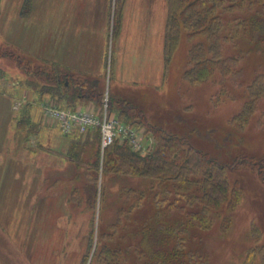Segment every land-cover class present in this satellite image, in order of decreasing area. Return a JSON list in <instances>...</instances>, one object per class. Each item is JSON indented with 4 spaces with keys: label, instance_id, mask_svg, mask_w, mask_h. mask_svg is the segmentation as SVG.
Listing matches in <instances>:
<instances>
[{
    "label": "rangeland",
    "instance_id": "obj_1",
    "mask_svg": "<svg viewBox=\"0 0 264 264\" xmlns=\"http://www.w3.org/2000/svg\"><path fill=\"white\" fill-rule=\"evenodd\" d=\"M159 3L160 0H151V5L159 6ZM259 3H264V0ZM261 8L262 6L257 5L248 11L245 6L223 14L227 21L224 20L226 23L223 34L229 35L228 40L224 41L223 57L239 59L230 74L224 75L218 69L208 81L190 83L184 78L189 67L190 50L196 44L208 45L207 36L198 35L188 39L183 34L178 50L164 69L156 39L150 33V58L143 68H133L127 58L128 64L118 76L120 58L117 49H114V61L103 74L104 98L108 95L111 99L120 93L145 113L147 124L187 138L194 148L208 153L220 162L231 163L242 156L255 160L264 159V99L259 100L257 111L244 129L240 130L232 124L234 117L242 112L250 99L248 86L258 75L264 73V43L258 42V30L251 29L253 38H246L242 31L236 33L238 22L234 20L244 21L254 12H261ZM12 54V58L8 56L4 62H0V67L5 71L4 80L8 81L9 87L21 84L38 93L49 87L46 82L47 73L52 72V67L48 66L47 69L43 61H36L29 53L17 51ZM20 56L25 58L23 65L28 67L27 70L18 65L16 59ZM44 73L47 75H43ZM7 88L8 92L11 91L12 111L18 113L20 109L40 108L38 101L43 99L38 94L36 103L32 100L27 103L29 100L25 98L15 100L18 98L17 88ZM43 102L45 100L41 103ZM54 102L50 99L45 104H55ZM19 104L21 107L16 110V105ZM25 119L28 116L16 120L23 136L34 133ZM139 121L131 126L146 137L154 139L153 134L148 133L147 128L144 124H139ZM49 130L48 135L44 133L40 137V143L37 142L33 148L38 154L35 165L30 163L25 166V161L33 160L32 154L29 156L27 152L28 145L31 144L20 140L21 158L10 166L14 171L13 176L16 172L22 176L26 174L24 179H28L27 184L30 182L28 171L31 175L36 172L37 192L40 191L43 198H40L33 212V216L38 218L36 226L31 229L22 226L28 220L25 201L17 202L15 197L12 204L6 203V206L13 205L20 210V218L17 211L9 210L6 214L10 213L15 223L19 226L21 224L22 237L19 240L7 237L0 228V264H100L94 257L100 229L106 227L105 229L110 230L111 223L116 218L124 184L137 188L145 186L146 181L125 178L122 179L123 183H109L106 186L108 181H103L105 152L99 148L97 134L64 137L55 127ZM46 143L50 146L42 147ZM67 150L69 155L65 154ZM78 157L80 161L76 160ZM97 160L100 162L98 172L93 167ZM88 175L99 178L96 202L93 201L95 198L92 199L96 187L90 182ZM228 179L231 184L238 181L243 188L241 200L235 209L224 210L221 214L222 217L231 219L230 228L222 231L220 221L214 220L209 229L193 231L195 238L188 241L189 249L193 247L194 254L202 257L199 264H264V176L259 174L258 168L243 166L229 172ZM14 183L19 185L20 181ZM103 183L107 188V196L104 198L101 196ZM28 191L33 190L31 188ZM9 200H12V196H9ZM3 214L4 212H0L1 219ZM138 216L140 213L135 218L139 219ZM20 219L25 220L21 223ZM133 222L131 226H137L136 219ZM24 236L29 238V244ZM91 238H94L92 247ZM135 239L140 241V237ZM137 246V242L134 243L133 249ZM129 252L130 249L121 264L146 263L145 259H138L136 254L128 256Z\"/></svg>",
    "mask_w": 264,
    "mask_h": 264
},
{
    "label": "trees",
    "instance_id": "obj_2",
    "mask_svg": "<svg viewBox=\"0 0 264 264\" xmlns=\"http://www.w3.org/2000/svg\"><path fill=\"white\" fill-rule=\"evenodd\" d=\"M31 1L26 0L25 12ZM259 2L260 0H167L166 63L171 61L178 50L183 34L188 39L205 35L208 45L196 44L192 47L184 78L192 84H200L212 78L218 69L224 75L230 74L239 59L223 57L224 41L229 38L228 34H223L224 24L227 22L223 14L245 6L248 11L257 5L262 6L261 12H254L244 21L234 22H238L236 33L242 31L246 38L252 39L251 29H256L260 36L258 42L264 43V3ZM125 3L126 0H115L114 35L119 34ZM8 56L12 58L13 54L0 53V58ZM21 56L16 60L19 66L24 67L25 58ZM26 68L28 67L25 66L24 69ZM51 69L52 72H48V75L43 74L47 75L49 87L40 90L42 97L50 95L55 101L54 105L61 109H78L77 103L83 102H92L99 108L102 106L104 88L100 78L78 80L55 66ZM247 91L249 101L232 120V124L240 130L249 124L257 111L259 100L264 99V73L254 79ZM109 111L115 112L118 119L128 125H134L140 120L139 124H144L147 132L153 134L156 144L153 152L148 155L137 153L127 144L118 142L104 151L103 181H108L106 186L109 183H123L122 179L125 178L142 179L146 184L137 188L124 184L116 218L111 223L110 230L105 229L106 227L100 229L94 254L96 261L100 264H121L130 249L128 256L136 254L138 259L146 260L145 264H199L202 257L194 254V248L189 249L188 246V241L195 238L193 231L209 229L214 220L220 221L222 231L228 230L232 221L221 214L224 210L235 209L242 197V186L238 181L230 183L229 172L249 166L258 168L259 174L264 176V159L255 160L242 156L231 163L220 162L208 153L194 148L187 138L147 124L145 113L122 98L111 97ZM28 119L25 121L31 125ZM92 134H97L101 149L99 131L87 135ZM76 160L80 161V158ZM93 167L98 172L99 160L95 161ZM88 177L96 187L92 196L96 202L99 178L94 175ZM103 185L102 198L107 196L105 183ZM138 213L139 219L135 218ZM135 219L138 224L132 227L131 223ZM136 237H140V241ZM136 242L138 246L133 249ZM93 244L94 238H91V247Z\"/></svg>",
    "mask_w": 264,
    "mask_h": 264
},
{
    "label": "crops",
    "instance_id": "obj_3",
    "mask_svg": "<svg viewBox=\"0 0 264 264\" xmlns=\"http://www.w3.org/2000/svg\"><path fill=\"white\" fill-rule=\"evenodd\" d=\"M25 2L26 0H0V51L15 54L17 51L29 53L35 60L43 61L47 69L48 66H55L78 80L87 77L100 78L104 88L103 74L114 61V49H117L120 58L118 76L129 59L131 61L129 65L133 68H143L147 65V59L150 58L148 37L150 38L151 33L154 35L153 39H156L164 69L168 66L165 57L167 0H160L159 6L151 5V0H126L122 11L121 28L116 35L113 30L115 0H32L27 12L24 11ZM6 58L8 57L0 58V62H4ZM4 74V69L0 67V212H4L3 219L0 218V228L3 235L19 240L22 237L21 224L20 226L16 224L11 214L6 212L17 211L20 218V210L13 205L6 206V203L12 204L15 197L17 202L25 201L28 220L26 225L25 219H23L24 224L21 219L20 221L22 226L27 227L26 229H31L36 226L38 218L33 216V212L40 198H43V194L37 192L36 172L31 175L28 171L30 174L28 184L26 182L28 179H24L27 177L26 174L24 176L19 172L14 176L12 174L14 172L10 168L12 162L20 159L22 155L20 140L31 144L28 145L30 151L27 152L29 156L32 154L33 160L25 161V166L30 163L35 165L38 154L33 148L36 147L37 142L40 143V137L44 133L48 135L49 129L53 127L61 134L62 132L54 120L44 117L41 110V105L52 97L48 94L42 97L37 91H32L21 84L9 87L8 81L4 80ZM6 88L18 89L16 95L18 98L15 100L25 98L29 100L27 103L35 102L38 94L45 102L41 103L43 100H39L38 109H20L21 111L16 113L12 111L11 91L8 92ZM117 97L136 105L120 93ZM77 107L86 111H99V107L92 102L77 103ZM113 113L116 115L115 112ZM24 116L29 117L32 123L30 126L34 131L27 135L29 138L22 135V130L16 124L18 119ZM45 146L50 145L47 143L42 145L47 148ZM18 180L19 185L14 183ZM22 185L24 191L21 190ZM26 185L29 187L27 188ZM31 188L33 191H28ZM9 196H12V200H9ZM27 238L24 236L26 241ZM27 243L29 244V241Z\"/></svg>",
    "mask_w": 264,
    "mask_h": 264
},
{
    "label": "built area",
    "instance_id": "obj_4",
    "mask_svg": "<svg viewBox=\"0 0 264 264\" xmlns=\"http://www.w3.org/2000/svg\"><path fill=\"white\" fill-rule=\"evenodd\" d=\"M21 104L16 105V110ZM42 113L45 118L54 120L65 136L87 135L99 131L101 149L104 152L116 142L127 144L133 151L148 155L155 149L154 139L146 137L131 125L121 122L109 111V97L105 96L98 112L81 109H61L54 104L43 103Z\"/></svg>",
    "mask_w": 264,
    "mask_h": 264
}]
</instances>
